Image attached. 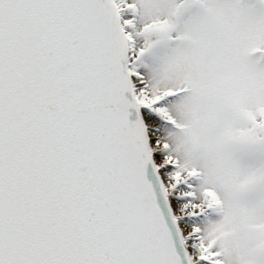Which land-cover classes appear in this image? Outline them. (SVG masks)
<instances>
[{
    "label": "snow or ice",
    "instance_id": "snow-or-ice-1",
    "mask_svg": "<svg viewBox=\"0 0 264 264\" xmlns=\"http://www.w3.org/2000/svg\"><path fill=\"white\" fill-rule=\"evenodd\" d=\"M0 264H264V0H0Z\"/></svg>",
    "mask_w": 264,
    "mask_h": 264
}]
</instances>
